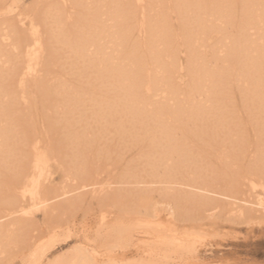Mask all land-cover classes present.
<instances>
[{
	"label": "bare ground",
	"instance_id": "1",
	"mask_svg": "<svg viewBox=\"0 0 264 264\" xmlns=\"http://www.w3.org/2000/svg\"><path fill=\"white\" fill-rule=\"evenodd\" d=\"M20 2L0 0V178L12 171L0 180V209L18 232L21 264H114L73 216L44 225L42 243L29 232L37 211L44 224L52 203L65 207L78 200L80 187L93 190L101 167L90 160L93 151L96 162L117 163L133 152L126 169L108 178L118 180L115 193L101 186L97 202L114 210H101L94 230L134 244L156 239L137 264H172L170 253L196 249L198 240L174 228L190 218L181 217L177 181L232 180L237 197L214 196L217 214L264 216V197L255 192L264 180V0ZM63 48L80 87L67 77L42 83L52 52ZM37 91L43 110L30 113ZM138 166L147 168L161 199L147 197ZM53 169L63 172L57 187ZM128 185L133 200L120 193ZM198 194L183 196L194 207ZM76 235L69 254L49 257L55 241Z\"/></svg>",
	"mask_w": 264,
	"mask_h": 264
},
{
	"label": "rangeland",
	"instance_id": "2",
	"mask_svg": "<svg viewBox=\"0 0 264 264\" xmlns=\"http://www.w3.org/2000/svg\"><path fill=\"white\" fill-rule=\"evenodd\" d=\"M35 1L36 0H21L20 4H22L23 7H30L34 6ZM54 53L57 56L54 55ZM52 55V64L46 67V69L44 70V80L42 81V83L46 87H49V85H54L60 82V80L68 78L71 79V83L75 82L77 84L74 85H78L80 87L81 79L78 76L79 72L76 74V71L72 70L75 69V67L72 65L73 61L70 59V54L68 52L66 54L65 49H58L57 53L54 51L52 52ZM50 70L51 73H48V71ZM54 70L56 71V73L53 72ZM45 71L48 75L45 73ZM66 71L68 73H66ZM57 73H59V75H57ZM52 75H54L55 77H52ZM73 78L75 79V81ZM36 95L37 97L35 96V101L37 103L35 102V107L33 106L32 110L30 108V113H33L35 109L36 113H39L43 110L42 99L44 98V95L41 91H37ZM51 102L52 100L50 101V103ZM53 109L54 108H49L50 111L48 110V113L54 112ZM29 125L31 124H28V127L26 126L27 129L32 128V125ZM115 142L116 141L113 142L114 145L117 143ZM95 153L96 152L93 151L92 154H90V160H92V162L94 163H97H93L94 165H101V167L98 170L99 174L96 175L98 180H95L93 184L89 185H93V190L86 189L85 187H80L78 200H75L71 205H67L65 207L59 206V203V205H55L52 203L49 208V214H47V216L45 217L44 224L42 221V212L37 211L35 213L36 223H34L32 227H29V232L38 235V242L42 243L48 238V234L46 232L47 230H44V225L52 227L58 220H65L70 216H73L76 221L75 223L77 229L79 228L80 231L82 229H86L91 233H89V237H91V239L94 241L93 244L97 246L98 250L100 251V255H102L103 253H107V255L110 256L111 260L113 259L114 264H137L140 261L145 260L146 253H144L143 250L148 249L150 245L156 244V239L145 240L143 243L138 242L137 244H134L130 241H119L114 231L99 232L98 230H94V220H97L98 214H100V212L102 211L108 212L110 210H114V208H112L110 205L101 206L102 204H99L97 202L99 196L103 195L102 191H100L101 186L103 185L111 187L110 192H107V195L115 193L114 190H117L115 188L118 187V180H108V178L112 176V179L113 177L117 176V171L120 172L121 170L122 172L124 169H126L129 164H127V162L134 158L133 152H128L125 155L126 160L124 159L122 163L120 162L121 164L117 163L116 160H102L100 162H96ZM112 154L113 153H111V156L113 158L116 153L113 155ZM116 164H119V166H116ZM15 165L16 163L13 164L12 168H14ZM9 168H11V166ZM135 168L137 169V167ZM141 168L142 167L138 168L139 171H137L138 169L134 171L137 173L139 172V174L142 175L141 177H143V179L138 181L140 182L143 189H146L147 197L154 198V200L161 199V191L159 190L158 184L155 183V180H151L153 178H151L150 174L149 176L148 174H146L147 168H145L146 170L143 173L140 172ZM16 169L17 168H15V170ZM11 172V170L7 171L5 176L6 180L9 179ZM52 172V178L54 179L52 185H55L57 187L62 181L60 177L61 173L63 172L62 170L54 169L52 170ZM5 177L0 178V180H4ZM105 178L107 180H105ZM235 184L236 183H234V181L232 180L231 182H229V180H212L207 182L205 186L204 184H201V180H198L195 183L180 180L172 184V190H175V196H178L177 198L179 200V203L184 210V214L181 217L184 218L187 217L185 215H190L189 219L186 218L185 220H176L174 228H176L179 234L183 236L188 235L190 237V240H198V242L195 243L196 249L194 251L191 248V250L189 248H186L185 250H177L170 253V256H168L167 258V261H169L168 263L264 264V216H251V218L248 217V219L246 220H243L242 218L231 219L228 218L227 214H222L219 216L216 209L214 208L216 206V202L212 200L214 196L217 197V195H221L222 197L224 193L228 192V200L237 197L236 195H234V191L239 187L238 184ZM121 189L122 191L120 193H122L123 198L127 197L130 200L135 199L132 197V195L130 196L129 194V191H131V186L128 185V187H123ZM192 189L196 192V194L199 193L195 197V201L199 202V204H197L196 206L194 205V207L190 200L188 202L187 199H185L183 196V193ZM255 192L256 194L258 193L264 197V180L255 188ZM202 196H205L203 201L202 199H199L202 198ZM54 199L58 201L61 200L59 195H55ZM222 201H224L223 203H226L224 199ZM64 202L66 203L67 201ZM64 202L62 204H65ZM223 203H219V206L220 208L224 209L225 206ZM109 208L111 209L109 210ZM6 213L7 210L0 209V243L4 244L3 248H5V253L0 254V264H21V247L19 244L13 241V239L16 238L15 236H17L18 232L15 231V226L11 224V219L6 217ZM159 215L161 218H168L166 212L163 210H160ZM164 223L166 224V226H172V224H168L166 221ZM136 230L139 229L137 227H132V232H135ZM132 232H130V235ZM78 237V235H76V237L73 236L71 240L65 243L62 241V238L55 241L53 248L50 249L52 254L49 257L53 258L57 255L65 256L69 254L72 251L73 247L78 245Z\"/></svg>",
	"mask_w": 264,
	"mask_h": 264
}]
</instances>
